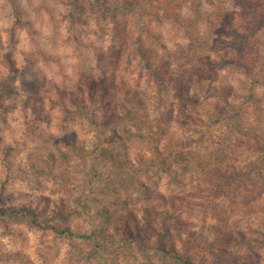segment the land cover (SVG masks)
Instances as JSON below:
<instances>
[{
    "label": "rangeland",
    "instance_id": "obj_1",
    "mask_svg": "<svg viewBox=\"0 0 264 264\" xmlns=\"http://www.w3.org/2000/svg\"><path fill=\"white\" fill-rule=\"evenodd\" d=\"M130 1L16 0V8L10 0H0V74L8 77L9 85V90L0 91V209L34 198L47 199L48 203L40 208L36 224L25 217L0 216V264H147L141 250L121 248L110 240H100L95 251L96 247L87 235H107L109 223L101 215L104 203L121 199L128 214L134 215L148 207L157 214L155 223L161 221V213L168 211L201 234H207L208 224H204L203 215L187 206L181 197L201 200L199 195L202 194L216 200L226 199L225 193L219 197L218 193L210 191L213 188L209 184L213 181L211 163L193 154L196 152L194 146L203 148L199 138L196 137L193 147L186 145L179 156L164 150L159 157L165 162L163 167L139 164L133 173H128L114 164L107 151L134 154L146 151L152 141L145 139L146 132H138L128 118L108 124L109 113L121 112L119 101L116 102L118 106L111 102L113 104L99 105L96 109L72 110L71 114L62 113L55 105L54 85L76 91L85 86L88 77H92L98 81V87L103 84L109 90L112 86L115 72L123 65L127 47L125 38L114 32V24L119 23L117 31L122 28L129 31L134 27L138 30L144 25H150L155 31L167 30L169 24L158 7L145 4L128 11ZM225 6L224 11L214 7L211 12L214 24L220 26V33H223L226 18L238 15L242 10L238 4ZM259 6L264 11V0L259 1ZM206 28L203 26L201 33H197L199 38ZM255 31L253 51L264 55V26ZM164 35V47L157 44L153 47L167 54L172 94L182 89L202 100L205 93L203 95L201 90L209 89L218 80L217 73L224 75L227 72V62L220 63L219 68L206 67L198 59L201 50L194 45L197 41L195 35L187 32L175 38L172 33L165 32ZM39 50L55 56L59 62H44L36 55ZM23 53L32 55L26 60ZM233 54L238 53L233 51ZM8 55L18 67V73L10 78ZM127 65L129 71L134 69V65ZM241 74L240 70L237 71L230 82L240 87L239 77L245 80ZM145 88L148 92L153 91L151 86L145 85ZM110 96H107L108 102ZM144 99L149 113H157L152 102ZM241 101L238 98L237 106L228 107L233 115L239 111V128H230L229 122L223 120L199 134L203 140L223 141L227 167H237L236 171L230 172L233 177L256 152L254 140L243 133L247 125L256 137L264 139V113L245 107ZM40 106L41 120H37L34 113ZM132 107L139 109L137 105ZM242 115L244 122H241ZM45 117L48 120L45 121ZM27 124L34 125L45 135L54 134L58 141H65L68 148L61 144L59 149L53 142L38 139ZM72 132L78 135L82 143L80 148L70 146ZM214 147L210 144L208 148ZM250 148L253 152L248 151ZM261 153L259 163L264 167V150ZM157 157L152 159L157 162ZM142 182L144 185L140 188ZM10 193L18 197L17 202L12 203L7 198ZM160 194L177 197L174 205L163 206L158 198ZM53 224L68 226L75 234L71 238L57 233L50 228ZM168 224L174 238L182 234L180 226L173 220ZM261 225L264 228V224ZM254 249L251 253L245 249H233V254L242 260L233 264H264V243ZM143 250L154 252L152 246H144ZM241 255L246 256L241 258ZM230 259L226 254L215 263L230 264ZM162 263L174 264L167 257Z\"/></svg>",
    "mask_w": 264,
    "mask_h": 264
},
{
    "label": "trees",
    "instance_id": "obj_2",
    "mask_svg": "<svg viewBox=\"0 0 264 264\" xmlns=\"http://www.w3.org/2000/svg\"><path fill=\"white\" fill-rule=\"evenodd\" d=\"M10 1L18 8L16 0ZM93 1L99 3L100 0ZM259 1L131 0L127 3L128 11L145 4L158 7L164 20L169 24L167 30L155 31L150 25H144L138 30L134 27L129 31L126 28L117 31L119 23H116L114 32L125 38L127 47L126 52L124 50L126 55L122 59L123 65L115 72L109 90L103 84L98 87V81L92 77H88L85 86L79 87L76 91H68L54 85L53 95L56 98L54 102L62 113L71 114L72 110L85 111L86 108L91 107L96 109L99 105L108 103L118 106L116 102L119 101L121 112L109 113L108 124L128 118L138 132H146L144 138L152 141L146 151H136L134 154H114L107 151V155L113 158L114 164L121 170L133 173L139 164L149 165L151 168L163 167L165 162L159 157L164 150L179 156L186 145L194 146L197 137L203 148L194 146L196 152L193 154L211 163L213 173L210 174L213 176V181L209 184H212L213 188L210 191L212 194L218 193L219 197L220 194H226V199L223 200L202 194L199 195L201 200L181 197L187 206L193 207L203 215L204 224H208L207 234H201L193 229L192 225L182 222V218L174 213L168 211L161 213V221L155 223L154 218L157 214L150 208H142L138 215L128 214L123 200L111 199L102 205L101 213L106 223H109L107 235L97 236L95 233L87 235V238L93 241L95 251L99 248L100 240H110L119 244L121 248L141 250L147 264H163L165 257L174 264H216L215 262L226 254L231 258L230 264H233L234 261L236 263L242 261L239 260V256L233 254V249H245L251 253L255 251V246L264 243V228L261 225L264 224V167L259 163L261 152L264 150V139L256 137L253 129L249 125L247 129L244 125L246 129L243 133L254 140L256 152L253 158L241 166L240 173L233 177L230 172L236 171L237 167H227L226 148H222L223 141L214 138L203 140L201 138L204 137L199 136L201 132L211 129L213 125L223 120L229 122L230 128H239L237 118L241 116L239 111L233 115L228 109L237 106L235 102L238 98L242 99L241 103L245 107L253 108L260 114L264 113V55L259 51H253V37L257 32L255 30H261L264 26V11L261 10ZM228 3L238 4L242 10L238 15L226 18L223 33H220V26L214 24L211 12L214 7L224 11ZM16 10L20 12L19 9ZM70 24L73 26V21ZM203 26L207 28L203 29V35L199 38L198 34L201 33ZM165 32L172 33V38L185 32L195 35L197 41L194 45L201 50L198 59L206 67L219 68L220 63L227 62V72L224 75L217 73L218 80L214 81L209 89H205L206 91L201 90L203 95L205 93L202 100L187 90L180 89L175 95L172 94V74L167 54L153 47L154 44L164 47ZM233 51L238 54L234 55ZM242 53L245 55L238 56ZM23 54L26 60L32 55ZM36 55L46 63L59 62V59L47 55L45 51L39 50ZM7 60L10 78L18 73V67L9 55ZM127 63L130 66L134 65V69L129 71ZM125 68L127 69L123 71ZM135 70L138 71L133 72ZM239 70L245 80L239 77L240 87H237L230 82V79ZM7 79L8 77L0 74V91L9 90ZM227 81L229 83L226 84ZM145 85L151 86L153 91L148 92ZM106 91L111 96L109 93L106 95ZM107 96L112 97L110 102L107 101L109 98ZM144 97L152 102L157 113H149ZM132 105H137L139 109L133 108ZM40 112L41 106L37 113H34L35 119L41 120ZM47 118L45 117V121L48 120ZM244 121L242 115L241 122ZM27 128L38 139L43 138L45 143L53 142L59 149L61 144L68 148L67 143L58 141L54 134L45 135L30 124H27ZM72 134L69 137L72 141L70 146L81 147L82 143L78 140V135L75 132ZM210 144L215 147L208 148ZM248 151L251 152L252 148ZM156 156L159 158L157 162L152 159ZM36 169L39 171L38 167ZM140 184V188L143 187L144 183ZM6 196L12 203L17 202L18 197L14 193ZM158 198L166 208L174 205L177 199L162 194ZM204 198L208 200H203ZM46 200L34 198L26 203H14L7 209H0V216H8L12 219L25 217L36 224L41 214L39 210L47 203ZM172 220L182 230V234L175 238L168 224ZM259 220H261L260 224H258ZM50 228L57 233L70 235L71 238L75 234V231L68 226L53 224ZM144 246H152L154 252L147 253L143 250Z\"/></svg>",
    "mask_w": 264,
    "mask_h": 264
}]
</instances>
